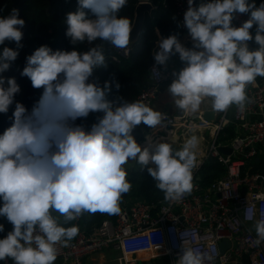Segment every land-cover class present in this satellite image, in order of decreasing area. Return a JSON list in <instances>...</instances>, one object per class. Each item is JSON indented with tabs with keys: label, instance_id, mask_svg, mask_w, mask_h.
Returning a JSON list of instances; mask_svg holds the SVG:
<instances>
[{
	"label": "clouds",
	"instance_id": "clouds-1",
	"mask_svg": "<svg viewBox=\"0 0 264 264\" xmlns=\"http://www.w3.org/2000/svg\"><path fill=\"white\" fill-rule=\"evenodd\" d=\"M183 17L191 48L177 35L161 38L153 55L157 77L173 56L184 62L167 88L175 107L196 112L210 99L216 112L235 105L243 111L250 100L246 88L264 77V3L255 0H187ZM127 0H77V10L65 16V35L72 50L41 45L26 57L20 72L41 90L31 109L16 100L21 87L7 77L19 56L24 19L19 9L0 17V114L12 108L10 126L0 133V217L12 230L0 238V261L14 264H54L56 245L74 239L79 227L62 226L53 212L71 222L83 213H120V201L131 190L124 167L136 161L155 181L166 201H179L194 188L199 140L189 138L180 150L168 142L141 146L133 136L141 123L155 128L164 116L147 104L123 97L109 100L113 82L93 77L106 67L103 46L79 52L75 45L100 40L127 55L133 32L131 20L119 16ZM248 19L239 26L238 16ZM255 26V34L252 29ZM249 41L257 48L250 50ZM119 90L120 85L115 83ZM102 113L90 127L78 124ZM259 198V197H257ZM256 245L264 242V218L255 224ZM4 225L0 224V232ZM207 252L183 247L177 264H211Z\"/></svg>",
	"mask_w": 264,
	"mask_h": 264
},
{
	"label": "built area",
	"instance_id": "built-area-1",
	"mask_svg": "<svg viewBox=\"0 0 264 264\" xmlns=\"http://www.w3.org/2000/svg\"><path fill=\"white\" fill-rule=\"evenodd\" d=\"M144 1L150 0H140ZM187 7V0H175L181 30L179 39L191 48L193 42L183 27ZM247 19V15H241L233 23L239 26ZM252 33L255 34V26ZM248 43L250 50L258 47L254 41ZM131 52L132 47H128L127 55L116 49L112 59L120 63L122 58H129ZM154 64L150 69L152 83L135 100L150 107L158 98L161 85L171 83L175 78L173 73H177L169 66L160 67L157 77ZM246 94L250 103H246L243 111L233 105L220 112L215 122L206 120L199 111L182 116L162 113L165 118L161 125L150 127L154 131L179 125L189 130L198 122L214 135L209 152L197 159L191 194L179 201L155 203L139 199L132 207L120 204V213L114 218H105L92 229L83 227L66 246L57 244L54 264H88L90 258L110 249L121 251L117 259L120 264H177L182 246L207 252L214 258L211 264H264V242L255 244L254 227L264 218V170L251 171L255 163L264 158V152H258L259 148L264 149V77H257L255 84L246 88ZM230 126H234L235 135L229 143L231 153L225 154L220 150L218 137ZM146 142L145 137L140 145L146 147ZM209 157L216 158L226 171L208 186H202L200 170ZM52 214L57 218L55 212ZM224 240L230 245L221 252ZM4 264L14 262L7 259Z\"/></svg>",
	"mask_w": 264,
	"mask_h": 264
},
{
	"label": "trees",
	"instance_id": "trees-1",
	"mask_svg": "<svg viewBox=\"0 0 264 264\" xmlns=\"http://www.w3.org/2000/svg\"><path fill=\"white\" fill-rule=\"evenodd\" d=\"M150 1L155 9L151 15H147L141 36L134 46H132V52L129 58H122L120 63L113 61L112 56L116 54V48L100 40L92 43L85 41L74 46L79 52H86L92 47L103 46L106 67L96 69L93 78L101 85L105 81L113 82L112 91L108 96L109 100L123 97L128 102H135L140 93L152 83L150 69L154 63L153 55L155 50H158V42L160 39L172 34L177 35L178 38L181 36L175 9V0ZM202 2H206V0H197L198 5ZM139 3L140 0H127L126 6L119 11L118 15L128 17L133 25L136 8ZM255 3L259 6L261 3H264V0H255ZM26 4L27 8L24 12V18L28 26L26 36L21 41L23 47L19 50V56L11 65L10 70L4 75L16 78L17 83L21 87V92L16 96V100L31 109L33 103L39 99L41 90L34 89L28 78L21 77L20 75V72L26 64V57L31 55L41 45H48L53 50H72L73 45L65 35L67 25L64 21L67 13L77 10V0H26ZM13 9L14 5L12 0H0V17L10 15ZM5 46L16 48L15 43L6 41L5 45L0 46V52H2ZM176 56H173L170 61ZM116 82L120 85L119 90L114 86ZM11 115L12 108L9 109L6 115L0 114V133L10 126ZM101 115L102 113H92L86 120H78L77 123L83 124L85 127H90ZM142 125L143 123L137 126L132 133L139 144L144 140ZM234 134L235 128L234 126H230L226 129L225 135L222 134L218 137V142ZM259 162L255 163L251 169L252 172L264 170V162ZM124 167L128 173L127 179L132 184V187L122 198L131 196L155 203L166 201L164 199V193L156 188L155 181L147 173L146 169L142 170L141 165L136 161H129ZM225 171V167L216 158L209 157L200 170L201 185L208 186L216 179L222 177ZM115 216V214L110 215L100 212L90 214L85 212L78 221L79 223L76 220L66 223L63 218L62 226L70 227L77 225L79 231L83 227L92 229L99 225L105 218H114ZM0 224L4 225V231L0 232V238H3L12 230V225L3 217H0ZM9 260L14 262L10 258ZM0 264H4V261H0Z\"/></svg>",
	"mask_w": 264,
	"mask_h": 264
},
{
	"label": "crops",
	"instance_id": "crops-1",
	"mask_svg": "<svg viewBox=\"0 0 264 264\" xmlns=\"http://www.w3.org/2000/svg\"><path fill=\"white\" fill-rule=\"evenodd\" d=\"M156 51L158 50L156 49L155 52ZM171 63H172L171 65H173L171 69H174L177 72H179L183 67H185L184 63L181 62L179 56H176L171 61ZM181 63L184 66L181 67L180 66ZM151 107L154 110L160 111L161 113H170V114L179 115V116L186 114L185 112L182 113L180 109L175 107L174 101L172 97L170 96V94L168 93V91H166L165 93H160L158 98L155 100V102L152 104ZM234 110L235 108L233 109V111ZM198 111L202 113L205 111H213V109L211 108L210 99H206L204 102H202L200 109ZM218 116L219 115H217L216 120L218 119ZM194 126L195 128L189 129V130H186L185 128L181 127V125H179L173 128L165 129L163 131H157V130L154 131L150 127L143 124L141 128L143 131L144 139L146 137V140H147L146 147H151L160 142H168L171 144L173 150H180L183 147L184 143L189 138H191L192 136H196L199 140L197 159L204 158L205 156L204 152H209V148L211 146L210 144L214 138V135L212 134V130L202 127L199 123L193 124L192 127ZM223 135H225V133H223ZM234 135L230 136L229 138L223 141H220L219 143L222 145L221 147H230L229 143H230V140L234 137ZM207 138L209 141L207 140ZM258 152H264V149L259 148ZM260 162H264V158ZM137 200L139 199L136 197L126 198V199L121 198L120 204L132 207Z\"/></svg>",
	"mask_w": 264,
	"mask_h": 264
},
{
	"label": "water",
	"instance_id": "water-1",
	"mask_svg": "<svg viewBox=\"0 0 264 264\" xmlns=\"http://www.w3.org/2000/svg\"><path fill=\"white\" fill-rule=\"evenodd\" d=\"M12 1H13L14 8L19 9L20 18L24 19V21H25L24 12L27 8L26 0H12ZM154 9H155V7L152 4V2H150V1H144V2L139 3V5L136 8L135 20H134V24H133V32H132L130 43H129L128 47L134 46V44L139 40L141 33H142L144 22L147 18V15H151L153 13ZM27 26L28 25L25 21V26L22 29V31H23L22 41L26 36ZM118 50H120V49H118ZM169 85H170V82L163 83L160 87V93H165L167 91V88ZM181 112L183 113L182 110H181ZM218 113H216L215 111H205V112H203V117L208 121L215 122ZM220 150L225 154H229L232 151L231 147H221ZM244 190L246 191V189H244ZM229 245H230V242L228 240H224L220 245L221 252H225L227 247H229Z\"/></svg>",
	"mask_w": 264,
	"mask_h": 264
},
{
	"label": "rangeland",
	"instance_id": "rangeland-1",
	"mask_svg": "<svg viewBox=\"0 0 264 264\" xmlns=\"http://www.w3.org/2000/svg\"><path fill=\"white\" fill-rule=\"evenodd\" d=\"M171 61H169L167 63V66H169L170 68H172L173 65H171ZM185 65V64H184ZM182 65V63L180 64V66H184ZM177 72V71H176ZM233 112V109H232ZM208 140V138H207ZM209 141V140H208ZM203 153V152H202ZM205 154L207 152H204ZM133 164V163H132ZM131 164V165H132ZM127 198V197H126ZM123 198V199H126ZM128 198H132L131 196H129ZM132 200V199H131ZM128 203V202H127ZM57 218L63 222V216H60L59 213L55 212ZM79 223V222H78ZM79 234V233H78ZM104 255L100 254V255H95L92 258H90L88 260V264H120L119 261H117V259L121 256V251L120 250H114V249H110V250H106L104 253Z\"/></svg>",
	"mask_w": 264,
	"mask_h": 264
},
{
	"label": "bare ground",
	"instance_id": "bare-ground-1",
	"mask_svg": "<svg viewBox=\"0 0 264 264\" xmlns=\"http://www.w3.org/2000/svg\"><path fill=\"white\" fill-rule=\"evenodd\" d=\"M197 124H198V122H197ZM202 127H204V126H202Z\"/></svg>",
	"mask_w": 264,
	"mask_h": 264
}]
</instances>
